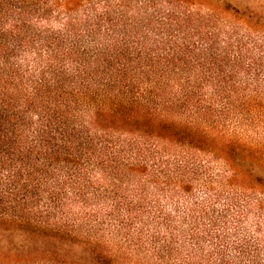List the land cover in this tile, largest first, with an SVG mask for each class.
<instances>
[{"label": "trees", "instance_id": "1", "mask_svg": "<svg viewBox=\"0 0 264 264\" xmlns=\"http://www.w3.org/2000/svg\"><path fill=\"white\" fill-rule=\"evenodd\" d=\"M0 0V264H264V4Z\"/></svg>", "mask_w": 264, "mask_h": 264}, {"label": "rangeland", "instance_id": "2", "mask_svg": "<svg viewBox=\"0 0 264 264\" xmlns=\"http://www.w3.org/2000/svg\"><path fill=\"white\" fill-rule=\"evenodd\" d=\"M233 3L238 5H248L260 10V7H263L264 0H232Z\"/></svg>", "mask_w": 264, "mask_h": 264}]
</instances>
